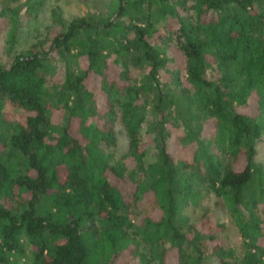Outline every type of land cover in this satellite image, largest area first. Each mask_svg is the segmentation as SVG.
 Masks as SVG:
<instances>
[{
  "label": "trees",
  "instance_id": "trees-1",
  "mask_svg": "<svg viewBox=\"0 0 264 264\" xmlns=\"http://www.w3.org/2000/svg\"><path fill=\"white\" fill-rule=\"evenodd\" d=\"M43 3L0 0V264H264V0L56 5L18 45Z\"/></svg>",
  "mask_w": 264,
  "mask_h": 264
},
{
  "label": "rangeland",
  "instance_id": "rangeland-1",
  "mask_svg": "<svg viewBox=\"0 0 264 264\" xmlns=\"http://www.w3.org/2000/svg\"><path fill=\"white\" fill-rule=\"evenodd\" d=\"M115 0H44L39 14L35 19H32L28 25H26L19 34L18 45L23 46L26 41L31 40L36 34L42 33L46 24L50 20L51 7L58 5L63 10L65 16L84 15L85 13L94 10L95 8H108V5ZM3 33H0V61L4 60L3 54ZM8 115L15 119L20 120L24 118V114L15 111L7 107ZM126 146V138L123 133L119 134V144L117 147V153L123 152ZM153 153L150 150L149 156ZM257 160H259L264 166V140L258 146ZM212 209L216 210L221 221L226 223L225 229L220 233V237L224 239L228 244L237 246L240 244L241 237L237 232L235 225L231 222L228 216H226L215 200L208 201Z\"/></svg>",
  "mask_w": 264,
  "mask_h": 264
}]
</instances>
